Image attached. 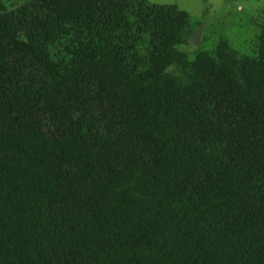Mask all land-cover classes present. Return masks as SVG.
Segmentation results:
<instances>
[{
  "label": "trees",
  "instance_id": "1",
  "mask_svg": "<svg viewBox=\"0 0 264 264\" xmlns=\"http://www.w3.org/2000/svg\"><path fill=\"white\" fill-rule=\"evenodd\" d=\"M147 0H0V264H264V28L190 59Z\"/></svg>",
  "mask_w": 264,
  "mask_h": 264
},
{
  "label": "rangeland",
  "instance_id": "2",
  "mask_svg": "<svg viewBox=\"0 0 264 264\" xmlns=\"http://www.w3.org/2000/svg\"><path fill=\"white\" fill-rule=\"evenodd\" d=\"M8 8L29 0H3ZM173 4L189 16L192 38L182 44L190 59L200 53L215 56L225 40L237 52L256 58L264 28V0H147Z\"/></svg>",
  "mask_w": 264,
  "mask_h": 264
}]
</instances>
